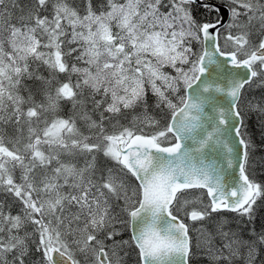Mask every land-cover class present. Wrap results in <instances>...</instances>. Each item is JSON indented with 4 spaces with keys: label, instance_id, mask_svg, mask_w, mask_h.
<instances>
[{
    "label": "snow or ice",
    "instance_id": "snow-or-ice-1",
    "mask_svg": "<svg viewBox=\"0 0 264 264\" xmlns=\"http://www.w3.org/2000/svg\"><path fill=\"white\" fill-rule=\"evenodd\" d=\"M255 126L264 0H0V264H264Z\"/></svg>",
    "mask_w": 264,
    "mask_h": 264
},
{
    "label": "trees",
    "instance_id": "trees-1",
    "mask_svg": "<svg viewBox=\"0 0 264 264\" xmlns=\"http://www.w3.org/2000/svg\"><path fill=\"white\" fill-rule=\"evenodd\" d=\"M248 135L252 136L257 143L255 157L259 159L260 157L264 156V150H261L260 147L261 141L264 140V135H262L261 130L258 126H255L254 128L250 127L248 130ZM253 177L257 181H264V167L257 166L255 172L253 173ZM222 215L226 216L229 220H234V214L224 213ZM262 225H264V201H258V206L256 208L257 231L261 230ZM201 264H207V260H202Z\"/></svg>",
    "mask_w": 264,
    "mask_h": 264
},
{
    "label": "rangeland",
    "instance_id": "rangeland-1",
    "mask_svg": "<svg viewBox=\"0 0 264 264\" xmlns=\"http://www.w3.org/2000/svg\"><path fill=\"white\" fill-rule=\"evenodd\" d=\"M128 264H135V255L133 254L132 258L128 261Z\"/></svg>",
    "mask_w": 264,
    "mask_h": 264
},
{
    "label": "water",
    "instance_id": "water-1",
    "mask_svg": "<svg viewBox=\"0 0 264 264\" xmlns=\"http://www.w3.org/2000/svg\"><path fill=\"white\" fill-rule=\"evenodd\" d=\"M225 19H227V15H225Z\"/></svg>",
    "mask_w": 264,
    "mask_h": 264
}]
</instances>
